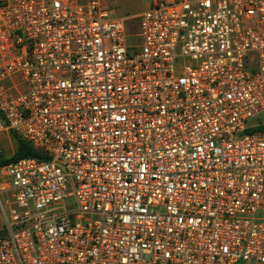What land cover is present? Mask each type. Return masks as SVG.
Listing matches in <instances>:
<instances>
[{
    "label": "built area",
    "instance_id": "built-area-1",
    "mask_svg": "<svg viewBox=\"0 0 264 264\" xmlns=\"http://www.w3.org/2000/svg\"><path fill=\"white\" fill-rule=\"evenodd\" d=\"M0 0V264H264V0Z\"/></svg>",
    "mask_w": 264,
    "mask_h": 264
},
{
    "label": "rangeland",
    "instance_id": "rangeland-1",
    "mask_svg": "<svg viewBox=\"0 0 264 264\" xmlns=\"http://www.w3.org/2000/svg\"><path fill=\"white\" fill-rule=\"evenodd\" d=\"M116 17L123 18L129 34H137L140 15L150 6L149 0H101ZM264 117V116H263ZM17 148V140L11 132L0 133V161L11 158Z\"/></svg>",
    "mask_w": 264,
    "mask_h": 264
},
{
    "label": "trees",
    "instance_id": "trees-1",
    "mask_svg": "<svg viewBox=\"0 0 264 264\" xmlns=\"http://www.w3.org/2000/svg\"><path fill=\"white\" fill-rule=\"evenodd\" d=\"M14 136V138L17 140V148L14 153V155L9 158L8 160H1L0 161V167L9 163L17 162L22 159L26 158H35L39 160L46 159L42 153L35 150L27 141L19 138L17 135H15L13 132H11Z\"/></svg>",
    "mask_w": 264,
    "mask_h": 264
},
{
    "label": "crops",
    "instance_id": "crops-1",
    "mask_svg": "<svg viewBox=\"0 0 264 264\" xmlns=\"http://www.w3.org/2000/svg\"><path fill=\"white\" fill-rule=\"evenodd\" d=\"M2 226H3V220H2V215H1V212H0V230L2 229Z\"/></svg>",
    "mask_w": 264,
    "mask_h": 264
}]
</instances>
